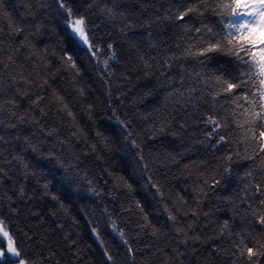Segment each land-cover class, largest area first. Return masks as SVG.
Masks as SVG:
<instances>
[{
    "label": "trees",
    "instance_id": "16d2710c",
    "mask_svg": "<svg viewBox=\"0 0 264 264\" xmlns=\"http://www.w3.org/2000/svg\"><path fill=\"white\" fill-rule=\"evenodd\" d=\"M221 2L0 0V220L19 259L250 264L264 153L217 78L256 86L235 57L189 54L223 34Z\"/></svg>",
    "mask_w": 264,
    "mask_h": 264
},
{
    "label": "snow or ice",
    "instance_id": "6c2138e0",
    "mask_svg": "<svg viewBox=\"0 0 264 264\" xmlns=\"http://www.w3.org/2000/svg\"><path fill=\"white\" fill-rule=\"evenodd\" d=\"M61 7H63V4H61ZM219 8L221 15L227 18V22L223 19L221 20L223 34H216L219 36L218 39L209 40L199 51L196 53L189 52V54L208 56L211 53H225L235 57L241 64L247 66L245 74L256 86V91L251 93V98H249L247 93L236 92L237 89L246 86V81L234 82L224 77L217 78L220 88L216 92V96L221 93H235L234 101L245 100L249 107L244 108V113L249 114V110H251V119H245L242 123H238L237 127L243 128L245 124L252 125V127L247 129L245 135L251 132V138L260 145L259 152L264 153V0H227V2L222 0ZM186 15L187 12L181 13L178 15V19L183 20ZM68 17L67 27L71 30V33L91 49L85 19L83 17H73L70 11L68 12ZM68 60L71 61V57H68ZM105 63L107 62L105 61ZM72 67H75V64H72ZM215 98L214 96L213 99ZM257 107L259 108L258 111ZM258 121L260 123L257 135L255 126ZM208 122L216 126L213 131L218 130L222 126L211 117ZM220 141L224 142L225 137L221 136ZM259 190L260 187L258 185L257 191ZM261 203L264 204V201H261ZM170 218L174 219V217ZM258 223L264 225V214L258 217ZM4 241H7L6 247L4 246ZM241 244L243 246L239 248L240 254L241 256L246 254L250 264H256L254 257L264 255V251H261V249H264V243H260L258 248L249 247L244 244L243 240ZM8 257L18 259L8 260ZM20 257L21 252L18 250L15 240L8 231L7 226L0 220V264H4L5 261L8 264H26L23 259H19Z\"/></svg>",
    "mask_w": 264,
    "mask_h": 264
},
{
    "label": "water",
    "instance_id": "95a60500",
    "mask_svg": "<svg viewBox=\"0 0 264 264\" xmlns=\"http://www.w3.org/2000/svg\"><path fill=\"white\" fill-rule=\"evenodd\" d=\"M7 244V243H6ZM5 247H6V245H5ZM10 258V260H15V259H17V258H15V257H9Z\"/></svg>",
    "mask_w": 264,
    "mask_h": 264
}]
</instances>
